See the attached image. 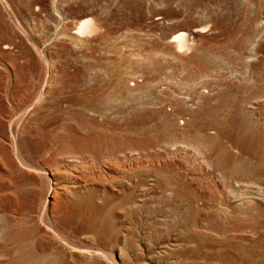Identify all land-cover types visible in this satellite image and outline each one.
Masks as SVG:
<instances>
[{
    "label": "rangeland",
    "instance_id": "rangeland-1",
    "mask_svg": "<svg viewBox=\"0 0 264 264\" xmlns=\"http://www.w3.org/2000/svg\"><path fill=\"white\" fill-rule=\"evenodd\" d=\"M87 19L98 29L78 33ZM112 157H161L173 180L160 182L183 177L201 198L191 207L146 168L105 179ZM227 157L254 171L248 198L225 187L241 179ZM50 169L83 179L54 193ZM162 250L264 264V0H0V264H163Z\"/></svg>",
    "mask_w": 264,
    "mask_h": 264
},
{
    "label": "bare ground",
    "instance_id": "bare-ground-1",
    "mask_svg": "<svg viewBox=\"0 0 264 264\" xmlns=\"http://www.w3.org/2000/svg\"><path fill=\"white\" fill-rule=\"evenodd\" d=\"M98 27L99 26H97L96 22L93 19H87V20L81 21L78 24L76 31L78 33H80V34H84L85 35V33L89 34V33H92L94 31H96L98 29ZM174 38L178 42L177 43L178 47H180V48L188 47L189 38H188V33L187 32L182 31V32L178 33L177 35H175ZM47 87L48 86L44 85L43 88H41L39 91H37L31 106L27 107L23 112H20V114L17 115L16 117H14V120L11 121L10 128H11V130H13V127H14L15 128L14 130L16 131L15 132L16 134H19L20 133L19 131H22L25 128V120H27L26 116H27V113L30 110V108L33 107L37 102L43 101V97H44L43 95H44V93L47 92V89H48ZM67 125H68V123H67ZM63 129H65V128L63 127ZM60 131H62V129ZM13 132L14 131H12V133ZM13 135H14V138L12 137V148H13L16 156L19 157V159L21 160V162L23 164H25L26 166L32 168L33 166L31 164H29L28 162H26L25 159L22 157V154H21L22 152H21V149H20L21 147H20V144H19V140L17 139V136H15V134H13ZM139 141H140L141 144H145L146 143L143 140H139ZM159 141H160V139L158 138V142ZM165 141H162V144L160 145V148L165 147V148H169V150L176 148V143L177 142L169 143L168 141H166L168 143V145L165 146L164 145ZM115 143L118 144L119 140L118 139L115 140ZM126 149H129V147L126 146ZM146 149L147 148H145V147L142 148L140 146H136L133 149H131V152H134V151L139 152V150H140V153L138 154V157L140 159L142 157L152 158V156L150 154L146 153L145 155H143L144 153H142V152L146 151ZM230 158L231 157H227V159L225 160L226 165L224 166V168L225 169H229L230 175H234V173L240 174L241 179L236 181L235 184H230V180H229V182H228L229 184H227L225 187L228 190H230V191H232L234 193L236 192V188L238 187L240 189H237V190L243 191L245 193V195L243 194V196L245 198H248L247 196H249V195H247L248 194L247 190H248V188L252 187V183L246 181L244 179V177L248 176L249 174H252V172H254V171L253 170L251 171V170L247 169L245 166L236 165V164H234L233 167L231 168L230 164H229V161H230L229 159ZM118 163H119L118 158L117 159H113V157H112V159H109L108 162L106 161V165H107L109 171H113V173H111L109 171L102 172V176H103V174H105L103 178L112 180V179H116L118 177H123V173H127V172L136 173V172H139L141 169L146 168L150 172V174L148 175V176H150V180H152L154 182L156 181L159 184L160 187H162V188L164 187L167 190L173 191L178 196H187L191 207L196 206L197 203H198V200L201 198V195L197 192L196 188H193V185L191 184V182H187V181L183 180V177H178V179L176 180L177 182H175V184H167V183H164V182H162V183L160 182L159 174L164 176V177H166L165 181L173 180L172 176L169 173V170L173 169V167H171V166H169V164L165 163L164 160L161 157L157 158L156 163L152 162L151 164H149L147 166H136V167H127V168L126 167H123V168L120 167L119 168V167H117ZM63 172L64 171H61L59 169H50L49 172L46 171V170L44 171V174H45L44 176H46L47 181L49 183V186L54 191V193H58V191L61 192V191L66 190V186L69 185V183H72V182L75 183V187H78L80 185L78 183V179L79 178L83 179V176H80L81 173L79 172V170H76L75 173L72 174V177L68 173L65 176H62ZM178 173H179V171H178ZM178 173H176L175 175L176 176H181ZM157 177H158V179H157ZM146 181L147 180L143 178L140 181H138V184H143ZM175 185H177V186H175ZM173 192L170 195H172ZM243 202H246V201H243ZM191 209H193V208H191ZM230 218L231 217H228L226 221L228 222V225L231 226V227L230 228L225 227L226 231L227 230H238V231L243 230V228L245 226L244 225L245 224L244 221L234 222ZM167 250H169V248ZM167 250L159 251L158 254L159 255L160 254L162 255L164 253L166 254ZM78 252H79V250H78ZM82 252L89 255L88 251H84L83 250ZM109 255H111V254H109ZM161 255H160V257H162L161 260H162V262H164L163 264H175V262H176L175 259H171L169 257L167 259H165V257L161 256ZM168 255H169V253H168ZM150 257L152 258V256H150ZM112 258H114V257H112ZM141 262H142V260L139 261L138 263H141Z\"/></svg>",
    "mask_w": 264,
    "mask_h": 264
}]
</instances>
